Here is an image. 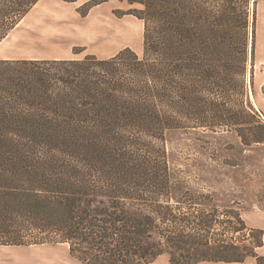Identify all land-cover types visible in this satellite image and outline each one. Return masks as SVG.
Segmentation results:
<instances>
[{
    "label": "trees",
    "instance_id": "trees-1",
    "mask_svg": "<svg viewBox=\"0 0 264 264\" xmlns=\"http://www.w3.org/2000/svg\"><path fill=\"white\" fill-rule=\"evenodd\" d=\"M103 1L85 2L87 12ZM37 2L0 0V41ZM140 2L141 54L0 59V245L66 243L81 264L165 252L170 264H264L241 251L239 210L220 219L211 194L173 177L166 153L167 133L187 128L264 142L245 87L255 3ZM201 198L213 210L200 211ZM223 223L229 236L214 232Z\"/></svg>",
    "mask_w": 264,
    "mask_h": 264
},
{
    "label": "rangeland",
    "instance_id": "rangeland-1",
    "mask_svg": "<svg viewBox=\"0 0 264 264\" xmlns=\"http://www.w3.org/2000/svg\"><path fill=\"white\" fill-rule=\"evenodd\" d=\"M140 1L105 0L88 12L85 2L77 6L76 3L62 1L65 8L60 11L56 2L43 1L0 41V59L73 57L88 53L103 58L124 47L141 54L144 22L137 16L143 9ZM251 1L250 12L255 3V22L248 28L245 87L252 106L264 121V0ZM78 7L86 11V15L79 13ZM73 8L76 11L70 15ZM133 27L139 31L135 44L129 40ZM251 42L254 43L253 57L250 55ZM166 153L167 166L173 177L192 191L211 194L220 219H228L224 211L233 205L239 210L247 226L246 239L239 243L243 245L241 251L253 248L256 254L264 256V142L247 145L241 142L235 131L213 133L187 128L167 133ZM198 208L200 211L213 210L211 202L203 198L199 200ZM227 226V223L216 225L214 232H225L224 236H229ZM260 236L263 244L256 246ZM40 250H44L46 256L41 255L36 264H81L70 254L66 243L0 245V264L21 263L16 259L8 261L14 251L25 262H30L40 256ZM147 264H170L169 254L162 253ZM197 264H256V259L247 256L242 262L207 261Z\"/></svg>",
    "mask_w": 264,
    "mask_h": 264
},
{
    "label": "crops",
    "instance_id": "crops-1",
    "mask_svg": "<svg viewBox=\"0 0 264 264\" xmlns=\"http://www.w3.org/2000/svg\"><path fill=\"white\" fill-rule=\"evenodd\" d=\"M43 1H51V2H56L57 4L56 5H58V9L60 10V11H62L63 10V8H65L63 5H61V2L63 1V0H38V2L33 6V7H35L37 4H39V3H41V2H43ZM85 1H87V0H76V1H74V2H70V3H76L77 4V6L79 5V4H81V3H83V2H85ZM63 2H65V1H63ZM98 5H102V3H100V4H98ZM98 5H96V6H98ZM32 7V8H33ZM31 8V9H32ZM30 9V10H31ZM75 9H76V7H75ZM74 8L73 9H70V15H74V12L76 11ZM29 58H39V57H29ZM49 58H69V56H53V57H49ZM13 246H15V245H13ZM26 246V245H25ZM19 250H25V249H19ZM28 251H30V250H28ZM38 252H40V256H38L35 260H31L30 262H28V261H24L25 259L23 258V257H20V256H17V254H16V251H14L13 253H12V255L11 256H9L8 257V261H10L11 259H16V260H19V261H22L21 263H18V264H36L37 262V259H40L39 257H41V255L43 256V255H45L46 256V254L44 253V250H40V251H38ZM43 259V258H42ZM9 264H14V263H10L9 262Z\"/></svg>",
    "mask_w": 264,
    "mask_h": 264
},
{
    "label": "bare ground",
    "instance_id": "bare-ground-1",
    "mask_svg": "<svg viewBox=\"0 0 264 264\" xmlns=\"http://www.w3.org/2000/svg\"><path fill=\"white\" fill-rule=\"evenodd\" d=\"M139 31L137 28L133 27L131 28L129 32V40L132 42V44H135L137 42Z\"/></svg>",
    "mask_w": 264,
    "mask_h": 264
}]
</instances>
